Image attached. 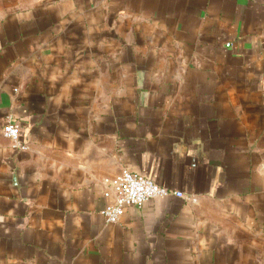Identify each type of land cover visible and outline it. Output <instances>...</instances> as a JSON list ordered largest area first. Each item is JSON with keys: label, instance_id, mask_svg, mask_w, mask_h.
Wrapping results in <instances>:
<instances>
[{"label": "crops", "instance_id": "0c3cea01", "mask_svg": "<svg viewBox=\"0 0 264 264\" xmlns=\"http://www.w3.org/2000/svg\"><path fill=\"white\" fill-rule=\"evenodd\" d=\"M0 264H264V0H0Z\"/></svg>", "mask_w": 264, "mask_h": 264}, {"label": "built area", "instance_id": "2783aa9c", "mask_svg": "<svg viewBox=\"0 0 264 264\" xmlns=\"http://www.w3.org/2000/svg\"><path fill=\"white\" fill-rule=\"evenodd\" d=\"M2 133L5 137L17 141L19 129L13 123L11 117L6 118ZM169 193L177 197H183L181 192H170L145 176L122 168L119 174L109 182V188L104 192V195L110 201L104 208L103 214L107 222L116 223L120 220L126 208L143 206L150 199L166 196Z\"/></svg>", "mask_w": 264, "mask_h": 264}]
</instances>
